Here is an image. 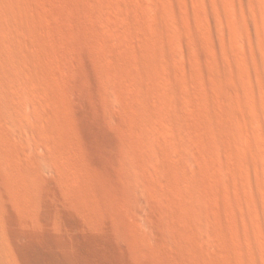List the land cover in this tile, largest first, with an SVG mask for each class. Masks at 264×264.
Instances as JSON below:
<instances>
[{"label":"bare ground","instance_id":"obj_1","mask_svg":"<svg viewBox=\"0 0 264 264\" xmlns=\"http://www.w3.org/2000/svg\"><path fill=\"white\" fill-rule=\"evenodd\" d=\"M85 2L90 28L115 63L134 51L143 67L137 75L115 64L104 75L110 100L131 103L123 115L154 179L133 176L131 189L166 207L175 228L197 220L203 236L210 226L208 244L240 234L235 242L250 247L256 257L248 261L257 264L264 256V0H52L62 9L55 21L35 0H0V43L18 70L17 118L36 128L37 145L53 147L71 209L86 188L80 165L69 134L55 137L44 116L60 117L50 74L80 60ZM63 81L71 89L72 77ZM244 201L250 213L240 222Z\"/></svg>","mask_w":264,"mask_h":264},{"label":"rangeland","instance_id":"obj_2","mask_svg":"<svg viewBox=\"0 0 264 264\" xmlns=\"http://www.w3.org/2000/svg\"><path fill=\"white\" fill-rule=\"evenodd\" d=\"M51 1L35 0L55 21L62 9ZM91 12L85 2L80 60L50 74L60 117L55 111L44 116L55 137H71L86 187L73 200L74 209L58 184L59 173L50 159L53 147L37 145L36 128L17 118L11 96L18 70L0 43V264H212L210 255L217 264H252L248 259L256 256L249 254L251 248L235 242L243 239L240 234L230 232L229 245L219 236L208 244L213 239L210 226L203 236L197 234V220L175 228L166 207L131 189L133 176L154 179L144 169V155L135 148L132 127L123 115L131 103L110 100L104 75L115 64L137 75L143 67L134 51L118 55L124 61L115 63L114 54L90 28ZM206 39L212 55L215 38L207 33ZM65 76L72 77L71 89L64 86ZM249 213L244 201L238 220L243 222ZM223 221L235 223L229 215ZM257 258L264 264V256Z\"/></svg>","mask_w":264,"mask_h":264}]
</instances>
